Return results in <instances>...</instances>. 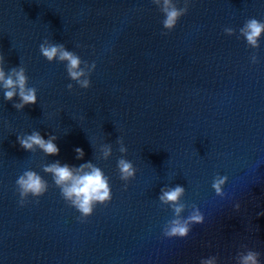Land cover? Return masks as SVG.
Returning <instances> with one entry per match:
<instances>
[{
	"label": "water",
	"instance_id": "1",
	"mask_svg": "<svg viewBox=\"0 0 264 264\" xmlns=\"http://www.w3.org/2000/svg\"><path fill=\"white\" fill-rule=\"evenodd\" d=\"M250 18L264 22V0H191L162 35L164 16L152 0H0L5 72L25 67L38 100L17 111L19 98L5 101L0 91V264H200L213 256L236 264L242 246L264 264V36L258 50L237 38ZM45 39L95 62L89 89L41 56ZM34 130L58 137V156L20 146L17 136ZM118 137L137 169L127 190ZM105 143L113 150L107 161L97 158ZM56 161L100 167L111 202L79 222L42 171ZM26 170L49 190L21 207L16 180ZM217 174L228 177L223 199L212 189ZM176 185L205 217L186 239L162 234L173 213L158 197Z\"/></svg>",
	"mask_w": 264,
	"mask_h": 264
},
{
	"label": "clouds",
	"instance_id": "2",
	"mask_svg": "<svg viewBox=\"0 0 264 264\" xmlns=\"http://www.w3.org/2000/svg\"><path fill=\"white\" fill-rule=\"evenodd\" d=\"M152 3L159 9L164 16L162 21V35L173 31L178 22L189 11L191 0H183V7L178 6V0H152ZM225 35L231 37L236 35V30L231 27L224 28ZM264 36V22L255 18L245 21L244 25L239 29V38H243L247 46L253 50L260 48V39ZM41 56L49 63L58 62L66 65V72L69 79L79 88L87 90L91 87L90 76L95 71V62L89 64L83 61L75 52L69 51L64 44L53 43L45 39L39 45ZM252 64L259 63L255 52L250 57ZM5 58L0 56V91L3 92L5 101L12 102L16 97L19 103H14L13 107L17 111H23L26 106L37 104V89L29 87V78L26 74V68L23 66L14 67L7 73L4 68ZM69 92L73 91V84L67 85ZM55 135H49L47 139L40 134L39 131H32L31 134H23L17 136L20 146L31 153L40 150L45 156H58L59 148L57 147ZM116 143L119 145L121 158L117 161V169L119 178L124 182L125 190L130 181L135 179L137 169L133 163L124 158L128 149L124 145L123 138L118 137ZM76 159L84 158L83 149L77 147L74 149ZM112 145L105 143L100 146L98 159L107 161L112 156ZM42 171L51 176L56 188L60 190V194L64 201L74 208L80 215L79 222L84 223L94 213L97 205L107 206L112 200V192L109 177L105 175L103 170L93 162L81 164L79 167L61 164L59 161L42 165ZM228 177L217 174L212 182V189L217 197L223 199L225 197L224 187L227 184ZM16 187L20 197L19 204L24 207L28 203L31 196L39 202V198L45 195L49 190L48 182L37 172L26 170L16 180ZM186 194L185 188L180 185L175 187H164L158 200L162 206L168 207L173 213V218L169 220L163 227L162 234L167 239L179 238L186 239L192 232L194 225H203L205 217L199 208L195 205H187L183 202ZM190 208L185 217L183 213ZM234 209L238 212L240 204L236 203ZM264 216V212L258 214ZM245 250L236 256V264H260V253L246 246H242ZM200 264H218V257H209L201 259Z\"/></svg>",
	"mask_w": 264,
	"mask_h": 264
}]
</instances>
